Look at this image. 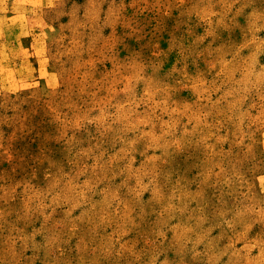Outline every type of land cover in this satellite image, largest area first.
<instances>
[{
	"label": "rangeland",
	"instance_id": "obj_1",
	"mask_svg": "<svg viewBox=\"0 0 264 264\" xmlns=\"http://www.w3.org/2000/svg\"><path fill=\"white\" fill-rule=\"evenodd\" d=\"M0 264H264V0H0Z\"/></svg>",
	"mask_w": 264,
	"mask_h": 264
}]
</instances>
